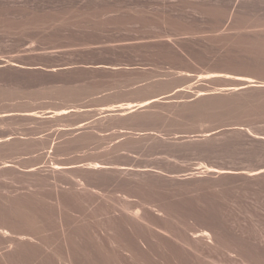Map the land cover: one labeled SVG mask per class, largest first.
<instances>
[{
	"label": "rangeland",
	"instance_id": "obj_1",
	"mask_svg": "<svg viewBox=\"0 0 264 264\" xmlns=\"http://www.w3.org/2000/svg\"><path fill=\"white\" fill-rule=\"evenodd\" d=\"M0 228V264H264V0H0Z\"/></svg>",
	"mask_w": 264,
	"mask_h": 264
},
{
	"label": "crops",
	"instance_id": "obj_2",
	"mask_svg": "<svg viewBox=\"0 0 264 264\" xmlns=\"http://www.w3.org/2000/svg\"><path fill=\"white\" fill-rule=\"evenodd\" d=\"M182 89H176L173 92L158 93L150 97H144L140 99L123 98L118 101L104 102L103 99L111 94L108 90H98L92 93L87 99L78 104H69L63 108L51 110L52 113H56L60 110H67L63 113H57L58 115H70L76 113L77 116L91 115L93 121L103 120L117 115H127L130 113H136L146 110L149 107H154L165 102V99H170L172 94L179 92ZM151 101V98H154ZM90 98L99 101L97 104H91ZM150 100V101H149ZM149 101V102H148ZM146 102V104L144 103ZM144 103V104H142ZM122 111V112H121ZM92 121L82 120L72 127H68L64 130L74 133L75 135L81 134L90 126Z\"/></svg>",
	"mask_w": 264,
	"mask_h": 264
},
{
	"label": "bare ground",
	"instance_id": "obj_3",
	"mask_svg": "<svg viewBox=\"0 0 264 264\" xmlns=\"http://www.w3.org/2000/svg\"><path fill=\"white\" fill-rule=\"evenodd\" d=\"M236 78H237V80H236ZM236 78H235V80H236L237 83H236L235 85H236V86H240V88H244V87L248 86V85L250 84V82H251V80H249V79H247V78H243V77H236ZM234 90H236V89H234ZM152 99H155V97H154V98H151V101H152ZM155 100H156V99H155ZM149 101H150V100H149ZM149 101H148V102H149ZM144 103L146 104V102H144ZM144 103H142V104H144ZM62 216H63V215H62ZM65 216H66V215H65ZM65 216H64V217H65ZM68 217H69V216H68ZM71 217H72V216H71ZM61 219H62V218H61ZM61 219H60V220H61ZM68 219H69V218H68ZM71 219H72V218H71ZM74 221H75V220H74ZM62 222H64V221H62ZM28 224H29V223H28ZM67 224H68V223H67ZM61 225H62V223H61ZM63 225H64V224H63ZM70 226H71V225H70ZM60 227H61V226H60ZM74 227H76V226H74ZM81 227H82V226H81ZM83 227H84V226H83ZM86 227H87V226H86ZM76 228H77V227H76ZM90 228H91V227H90ZM64 229H65V228H64ZM70 229H71V228H70ZM85 229H86V228H85ZM85 229H84V231H85ZM87 229H88V228H87ZM87 229H86V231H88ZM77 230H78V229H77ZM77 230H76V231H77ZM80 230L83 231V229H81V228H80ZM80 230H79V231H80ZM90 230H91V229H90ZM70 231H71V230H70ZM76 231H75V232H76ZM58 232H59V231H58ZM58 232H57V233H58ZM65 232H66V231H65ZM65 232H64V234H65ZM68 232H69V231H68ZM59 233H60V232H59ZM71 233H72V232H71ZM71 233H70V234H71ZM83 233L85 234L86 232H83ZM0 234H1L2 237H6V236L8 237V235L11 234V232H9V230H7V229H5V228H0ZM76 234H78V232H77ZM79 234H80V236H84L83 234L81 235V232H80ZM92 234H93V233H92ZM94 234H95V231H94ZM11 235H12V234H11ZM56 235H57V234H56ZM209 235H210V234H209ZM1 236H0V237H1ZM26 236H27V235H26ZM65 236H66V235H65ZM65 236H64V237H65ZM67 236H68V235H67ZM69 236H71V235H69ZM69 236H68V238H69ZM72 236H73V234H72ZM76 236H79V235H76ZM88 236H89V235H88ZM206 236H207V235H206ZM2 237H1V238H2ZM24 237H25V236H24ZM53 237H54V236H53ZM60 237H62V235H61ZM64 237H63V238H64ZM84 237H85V236H84ZM89 237H90V236H89ZM91 237H93V236L91 235ZM94 237H95V236H94ZM94 237H93V238H94ZM96 237H97V236H96ZM1 238H0V239H1ZM21 238H22V237H21ZM28 238H29V237H28ZM58 238H59V237H58ZM72 238H73V237H72ZM72 238H71V239H72ZM74 238H76V237H74ZM82 238H83V237H82ZM82 238H81V239H82ZM87 238H88V237H87ZM93 238H92L91 240H93ZM97 238H98V237H97ZM126 238H127V236L124 238V241H125ZM129 238H130V236H129ZM3 239H4V238H3ZM31 239H32V238H31ZM64 239H67V238H64ZM69 239H70V238H69ZM83 239H84V238H83ZM95 239H96V238H95ZM127 239H128V238H127ZM91 240H88V241L90 242ZM122 240H123V238H122ZM62 241H63V240H62ZM127 241H128V240H127ZM67 242H69V240L66 241V243H67ZM72 242H73V241H72ZM72 242L70 243L71 245H73ZM74 242H75V241H74ZM81 242H82V241H81ZM76 243H77V242H76ZM83 243L85 244V239H84ZM119 243H120V242H119ZM124 243H125V242H124ZM62 244H63V243H62ZM68 244H69V243H68ZM94 244H95V243H94ZM120 244H121V243H120ZM122 244H123V242H122ZM60 245H61V244H60ZM60 245H59V246H60ZM87 245H88V244H87ZM92 245H93V243H92ZM92 245H91V246H92ZM63 246H64V244H63ZM68 246H70V245H68ZM75 246H76V245H75ZM75 246H73V248H74ZM81 246H82V245H81ZM83 246H85V245H83ZM93 246H95V245H93ZM93 246H92V247H93ZM97 246H98V245H97ZM120 246H121V245H120ZM124 246H125V245H124ZM66 247H67V246H66ZM78 247H80V246L78 245ZM87 247H88V246H87ZM89 247H90V246H89ZM89 247H88V248H89ZM92 247H91V248H92ZM138 247H139V245H138ZM138 247H137V245L135 244L134 240H132V239H129V241L126 243V247H125V248L128 250V252H129V255H128V256L132 259V261H133L136 257L140 259V256H138L139 254L136 255L137 252H135V251H138V250H139ZM64 248H65V246H64ZM64 248H63V250H64ZM69 248L72 249V246L69 247ZM76 248H77V246L74 248V250H75ZM83 248H84V247H83ZM91 248H89V249H91ZM97 248H98V247H97ZM99 248H100V247H99ZM120 248H121V247H120ZM123 248H124V247H123ZM123 248H122V249H123ZM125 248H124V249H125ZM54 250L57 251L58 249H57V250L54 249ZM63 250H62V251H63ZM72 250H73V249H72ZM74 250H73V251H74ZM80 250H81V248H80ZM97 250H98V249H97ZM97 250H96V251H97ZM101 250H102V249H101ZM103 250H104V248H103ZM103 250H102V251H103ZM105 250H106V249H105ZM109 250H110V249H109ZM112 250H113V249H112ZM69 251H71V250L69 249ZM69 251L67 250L66 253H68ZM94 251H95V250H94ZM113 251H114V252L117 251V248H116V250L114 249ZM113 251H112V252H113ZM119 251H120V250H119ZM121 251H122V250H121ZM125 251H126V250H125ZM140 251H141V250H139V252H140ZM53 252H54V251H53ZM63 252H64V251H63ZM71 252H72V251H71ZM71 252H69V253H71ZM75 252H77V250H76ZM75 252H73V253H75ZM80 252H81V251H80ZM80 252H79V249H78V253H80ZM82 252H83V249H82ZM82 252H81V253H82ZM84 252H85V250H84ZM89 252H91V250H90ZM89 252H88V250H87V251H86V254H87V253L89 254ZM98 252H99V251H97V253H98ZM100 252H101V251H100ZM104 252H105V251H104ZM107 252H109V251H107ZM114 252H113V253H114ZM139 252H138V253H139ZM54 253H55V252H54ZM54 253H53V254H54ZM58 253H60L59 250H58ZM61 253H62V252H61ZM73 253H72V254H73ZM94 253L96 254V252H94ZM94 253H93V254H94ZM102 253H103V252H102ZM117 253H118V255H119V252H118V251H117L115 254H117ZM53 254H52V255H53ZM83 254H85V253H82V257H83ZM93 254H92V255H93ZM105 254H106V253H105ZM110 254H111V252H110ZM122 254L124 255V253H122ZM49 255H50V253H49ZM57 255H58V254H57ZM64 255H65V254H64ZM64 255H63V258L65 257ZM78 255H79V254H78ZM96 255H98V254H96ZM100 255H101V253H100ZM100 255H99V256H100ZM107 255H108V254H106V256H107ZM144 255H145V254H144ZM59 256H60V255H59ZM73 256H75V255H73ZM73 256H72V257H73ZM76 256H77V254H76ZM80 256H81V254H80ZM80 256H79V257H80ZM84 256H85V255H84ZM86 256H87V255H86ZM86 256H85V257H86ZM88 256H91V254L88 255ZM88 256H87L86 258H88ZM101 256L104 257V255H101ZM101 256H100V257H101ZM106 256H105L104 258H107ZM115 256L118 257L117 255H115ZM125 256H126V255H125ZM141 256H142V255H141ZM51 257H52V256H51ZM53 257H54V256H53ZM66 257H67V256H66ZM66 257H65V258H66ZM93 257H94V255H93ZM93 257H92V258H93ZM102 257H101V258H102ZM119 257H121V256H119ZM123 257H124V256H123ZM126 257H127V256H126ZM126 257H125V258H126ZM60 258H61V256H60ZM70 258H71V254H70ZM74 258H75V257H74ZM108 258H109V257H108ZM145 258H146V257H145ZM50 259H51V258H50ZM52 259H53V258H52ZM57 259H58V258H57ZM66 259H67V258H66ZM72 259H73V258H72ZM77 259H78V257H77ZM82 259H83V258H82ZM88 259H90V261H91V257L88 258ZM96 259L98 260V257H95V258H94V260H96ZM110 259H111V258H110ZM112 259H113V258H112ZM119 259H120V258H119ZM119 259H118V260H119ZM128 259H129V258H128ZM58 260H59V259H58ZM60 260H62V259H60ZM92 260H93V259H92ZM94 260H93L92 263L90 262V264H93V263H94ZM103 260H108V259H103ZM103 260H102V261H103ZM115 260H116V259H115ZM118 260H117V261H118ZM126 260H127V259H126ZM144 260H145V259H144ZM55 261H57V260H55ZM62 261H63V260H62ZM85 261H87V259H86ZM102 261H101V262H102ZM113 261H114V259H113ZM127 261H129V260H127ZM127 261H126V262H127ZM130 261H131V260H130ZM76 262H77V261H76ZM108 262L110 263L109 260H108ZM118 262H119V261H118ZM120 262H121V259H120ZM133 262H134V261H133ZM136 262H137V260H136ZM50 263H51V260H50ZM50 263H49V264H50ZM82 263H83V261H82ZM87 263L89 264V260H88ZM99 263H100V260H99L98 263H96V264H99ZM105 263H107V262L104 261V264H105ZM109 263H108V264H109ZM115 263H116V262H115ZM54 264H55V263H54ZM60 264H61V263H60ZM64 264H65V263H64ZM66 264H68V263H66ZM76 264H77V263H76ZM78 264H79V263H78ZM85 264H86V263H85ZM94 264H95V263H94ZM101 264H103V262H102ZM123 264H124V263H123ZM125 264H126V263H125ZM128 264H130V263L128 262ZM131 264H132V263H131ZM134 264H135V263H134Z\"/></svg>",
	"mask_w": 264,
	"mask_h": 264
},
{
	"label": "trees",
	"instance_id": "obj_4",
	"mask_svg": "<svg viewBox=\"0 0 264 264\" xmlns=\"http://www.w3.org/2000/svg\"><path fill=\"white\" fill-rule=\"evenodd\" d=\"M92 68L91 67H88L86 68V70H91ZM77 114L76 113H73V114H70V115H63V116H76Z\"/></svg>",
	"mask_w": 264,
	"mask_h": 264
},
{
	"label": "water",
	"instance_id": "obj_5",
	"mask_svg": "<svg viewBox=\"0 0 264 264\" xmlns=\"http://www.w3.org/2000/svg\"><path fill=\"white\" fill-rule=\"evenodd\" d=\"M182 86H176L171 92L175 91L176 89H180Z\"/></svg>",
	"mask_w": 264,
	"mask_h": 264
}]
</instances>
